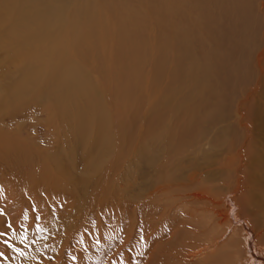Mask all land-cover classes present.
<instances>
[{"label":"bare ground","instance_id":"obj_1","mask_svg":"<svg viewBox=\"0 0 264 264\" xmlns=\"http://www.w3.org/2000/svg\"><path fill=\"white\" fill-rule=\"evenodd\" d=\"M49 63L54 69L39 76L37 67ZM146 73L157 88L140 87ZM123 78L132 83L114 87L124 97L133 98V87L139 93L134 112L125 115L135 125L129 153L134 183L121 189L138 209L150 206L145 217L159 195L169 213L181 214L186 201L216 206L221 202L210 198L212 191L226 192L224 201H233V214L237 209L230 232L186 244L183 263L264 264V230L255 231L264 228V0H0V110L10 109L0 115V139L24 114L38 119L50 113L53 119L57 108L78 105L80 94L67 87L100 92L104 114L106 82ZM30 93L34 109L17 108ZM84 103L88 113L96 109L88 98ZM106 143L99 135L94 146ZM41 154L55 159V153ZM242 214L244 241L235 226ZM142 223L135 232L144 237L143 253L147 246L154 252L152 224ZM135 257V264L154 259L153 253L144 261Z\"/></svg>","mask_w":264,"mask_h":264},{"label":"rangeland","instance_id":"obj_2","mask_svg":"<svg viewBox=\"0 0 264 264\" xmlns=\"http://www.w3.org/2000/svg\"><path fill=\"white\" fill-rule=\"evenodd\" d=\"M139 21L142 22L143 19ZM83 32L84 24L79 33ZM69 33L65 32L67 36ZM79 45L78 50L75 48L77 53L81 52L83 42ZM70 49H66L65 53H69ZM87 50L82 51L85 54ZM148 51L149 54L144 52L147 58L152 56L151 49ZM51 64L38 66L36 70L39 76L51 72L54 69ZM78 72L81 73L79 70ZM151 77L146 73L138 81L140 87L142 84L143 87H147L149 83L153 85L156 78L153 81ZM131 80L123 78L112 84L108 79L104 114L98 110L101 104L100 92L88 94L85 85L75 89L67 87L72 94H80L78 105L66 110L57 108L53 119L50 113L49 116L42 113L38 118L40 120L36 116H32L33 119L31 116L26 118L27 114H24L21 116L23 119L18 117V121L11 124L13 126L10 125L13 128L7 132L8 137L0 139V209L4 213L0 215V264H135V254L143 256L144 261L152 253V264H195L198 261L194 259L183 263V254L188 247L186 244L204 237L216 240L228 229V223L237 209L233 214V201H224V191H212L210 195V198L215 197L221 204L214 206L207 202L195 204L186 201L181 204L185 205L181 214L174 210L169 213L165 205L166 199L159 195L153 202L151 216L145 217L150 206L138 209V203L128 198H132L128 196L129 191L122 190L134 183L133 172H130L129 167L133 160L129 153L134 144L135 125L133 126V119L130 121V116L135 108L133 98L139 92L133 87V98L127 99L114 85L120 88V84L132 83ZM164 84L158 86L157 94L162 95L166 87ZM41 87L43 84L39 88ZM16 90L19 99L18 89ZM119 92L121 94L117 96ZM33 97L32 93L27 95L17 108L22 103L31 112L35 104L28 105ZM87 98L96 108L92 113L86 111L84 99L87 103ZM79 99L82 100L80 104ZM9 111L10 109H1L0 115ZM127 113L129 117H126ZM17 115L20 116L15 114L13 117ZM109 118L112 124H109ZM14 130L18 135L14 136ZM11 131L14 134L8 139ZM34 135L36 138L30 139ZM99 135L106 139V145L94 146ZM18 141L25 143H17ZM41 151L55 153V159L42 155ZM58 155L63 161L61 164L57 160ZM215 183L224 186L223 182ZM233 195L228 197L232 199ZM143 216L144 219L141 220ZM241 216L240 219H246L243 214ZM244 219L235 224L240 229L239 235L243 241L245 231L241 230V223ZM141 221L146 222L142 223L144 225L152 224L154 252L147 246V252L143 253L144 237H138V231L137 234L135 232L136 224L139 226ZM37 225L43 231H37ZM228 230L227 234L230 232ZM263 230V227H259L255 231L258 233ZM198 241L199 244L202 243L200 239ZM261 244L264 245V242ZM242 255L246 263L249 255L245 250Z\"/></svg>","mask_w":264,"mask_h":264},{"label":"snow or ice","instance_id":"obj_3","mask_svg":"<svg viewBox=\"0 0 264 264\" xmlns=\"http://www.w3.org/2000/svg\"><path fill=\"white\" fill-rule=\"evenodd\" d=\"M3 214H4V213H3V210L0 209V215H3ZM36 230H37V231H43V229H42L39 225H37ZM17 251H20V250L17 249ZM21 254H23V253H21ZM0 255H2V253H0ZM73 259H75V257H73Z\"/></svg>","mask_w":264,"mask_h":264}]
</instances>
